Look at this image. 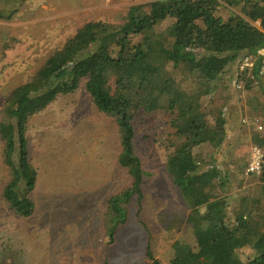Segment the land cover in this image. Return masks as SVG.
<instances>
[{
	"label": "trees",
	"instance_id": "16d2710c",
	"mask_svg": "<svg viewBox=\"0 0 264 264\" xmlns=\"http://www.w3.org/2000/svg\"><path fill=\"white\" fill-rule=\"evenodd\" d=\"M230 6L240 13L219 14L221 7ZM16 13L0 8V20L11 21ZM262 47L264 0H145L129 6L119 23L87 22L27 81L13 87L0 106V156L8 171L1 199L6 208L22 218L34 215L31 194L38 171L30 156L29 122L84 82L97 109L119 127L118 162L132 179L106 201L110 243L128 222L133 202L139 210L143 199L146 172L135 150L134 121L162 111L171 117V131L160 145L187 212L161 216L166 262L148 243L151 262L142 264H264V166L254 173L260 197L238 211L225 191L229 175L217 163L204 166L197 157L199 145L217 151L227 137L225 113L211 123L201 113L203 97L228 74L232 77L230 66ZM258 70L259 63L255 78L241 74L238 81L247 78L245 88L250 89L259 80ZM253 123L257 127L258 121ZM251 140L264 149L262 130L251 132Z\"/></svg>",
	"mask_w": 264,
	"mask_h": 264
},
{
	"label": "rangeland",
	"instance_id": "374dc122",
	"mask_svg": "<svg viewBox=\"0 0 264 264\" xmlns=\"http://www.w3.org/2000/svg\"><path fill=\"white\" fill-rule=\"evenodd\" d=\"M143 2L0 0L2 10L17 11L11 21L0 20V106L13 87L27 81L84 24L119 23L129 6ZM232 12L240 9L219 10L224 18ZM255 24L261 27L259 21ZM228 69L232 77L228 74L214 86L201 107L211 123L221 111L225 113L226 140L217 151L209 144L199 145L197 157L204 165L215 162L224 169L230 178L225 191L231 208L246 211L260 197L259 178L247 174L245 164L253 146L251 132H264V82L258 80L246 89L245 78L240 81L244 89H239L237 63ZM170 118L161 111L134 121L135 150L146 172L143 199L139 210L133 202L128 222L110 243L106 201L132 182L118 162L121 143L115 119L97 109L84 82L34 116L27 130L31 160L38 171L31 194L36 203L33 216H16L2 201L8 171L0 156V264H142L151 262L146 256L148 243L154 255L166 262L160 218L187 212L160 145V138L171 131Z\"/></svg>",
	"mask_w": 264,
	"mask_h": 264
},
{
	"label": "built area",
	"instance_id": "2783aa9c",
	"mask_svg": "<svg viewBox=\"0 0 264 264\" xmlns=\"http://www.w3.org/2000/svg\"><path fill=\"white\" fill-rule=\"evenodd\" d=\"M259 63V80L264 82V47L260 48L256 55H244L241 57L237 64V78L235 80V85L237 88H244L242 82L238 81L240 75L244 74L248 77L255 78L253 70L255 66ZM257 82V81H255ZM246 121V119L244 120ZM262 129V126H258ZM264 166V149L258 145H253L251 150V155L249 159V164L247 166V174L260 173Z\"/></svg>",
	"mask_w": 264,
	"mask_h": 264
},
{
	"label": "crops",
	"instance_id": "0c3cea01",
	"mask_svg": "<svg viewBox=\"0 0 264 264\" xmlns=\"http://www.w3.org/2000/svg\"><path fill=\"white\" fill-rule=\"evenodd\" d=\"M254 124V123H253ZM255 125V124H254ZM205 166V165H204Z\"/></svg>",
	"mask_w": 264,
	"mask_h": 264
}]
</instances>
